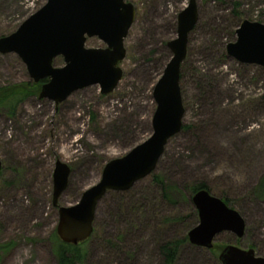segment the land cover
Segmentation results:
<instances>
[{"label": "rangeland", "instance_id": "rangeland-1", "mask_svg": "<svg viewBox=\"0 0 264 264\" xmlns=\"http://www.w3.org/2000/svg\"><path fill=\"white\" fill-rule=\"evenodd\" d=\"M127 1L137 17L125 41L124 76L111 95L91 86L58 106L35 96L19 103L13 116L0 110V244L10 245L0 264H58L52 242L59 221L52 205L57 160L72 169L59 204L72 206L110 160L152 134L153 89L172 58L168 42L177 37V16L189 0ZM233 1L241 3L238 21ZM45 3L0 0V38ZM198 11L181 81L190 129L169 141L154 171L180 192L168 203L153 173L129 191L109 192L97 207L86 264H163L159 247L183 240L199 222L191 188L200 183L229 199L246 222L244 237L224 232L214 245L253 248L264 257V197L252 195L264 176V71L221 57L242 21L264 14V0H198ZM87 46L104 44L93 38ZM29 81L16 54H0V86ZM177 264L217 260L187 241L179 245Z\"/></svg>", "mask_w": 264, "mask_h": 264}, {"label": "water", "instance_id": "water-1", "mask_svg": "<svg viewBox=\"0 0 264 264\" xmlns=\"http://www.w3.org/2000/svg\"><path fill=\"white\" fill-rule=\"evenodd\" d=\"M137 17V8L126 0H46L18 29L0 38V54H16L34 83L44 80L39 100L59 105L73 93L99 86L111 95L124 76L125 41ZM199 21L198 0H189L177 16V37L168 42L172 58L154 86L156 109L152 134L120 158L110 160L97 184L83 192L72 206H60L71 167L57 160L53 171L52 205L58 210L57 235L66 244L79 245L94 230L99 203L109 192L129 191L157 168L169 141L184 125L186 112L181 91V69L188 55L189 36ZM236 39L226 44L228 59L264 69V23L243 20ZM97 38L104 47L87 46ZM62 59L64 64L56 66ZM2 161L0 160V172ZM192 202L199 222L188 233L189 242L210 251L218 235L230 232L237 238L246 233L243 216L210 191H197ZM221 264H264L253 248L227 245L220 252Z\"/></svg>", "mask_w": 264, "mask_h": 264}, {"label": "trees", "instance_id": "trees-1", "mask_svg": "<svg viewBox=\"0 0 264 264\" xmlns=\"http://www.w3.org/2000/svg\"><path fill=\"white\" fill-rule=\"evenodd\" d=\"M215 1L222 2L224 0H215ZM233 5H234L233 12L235 15V19L238 21L241 17V14L237 11V9L241 6V3L233 1ZM257 21L264 23V14L261 15L260 19H258ZM235 31H233L234 35H235ZM188 55H189V50H188ZM188 55H187V58H188ZM221 57L223 60L228 59L225 53V50H222ZM57 60L61 61L60 58ZM185 63L186 62L183 63L182 69H181V81L183 79L182 72H183V69L185 68ZM259 69L264 71L263 68L259 67ZM41 87H42V82L36 84L33 81L0 86V110L9 111L11 116L15 115V111L19 103L26 100L27 98L39 96ZM184 106L186 107L185 103H184ZM93 118H95V115H93ZM187 129H190V126L183 125L182 131L187 130ZM2 174L3 172L0 174V177L2 176ZM152 176H153L155 184L160 186L163 197L167 200L168 203H172L173 202L172 194L176 192H180L178 191L177 186L166 184L165 180L160 175H156L153 173ZM202 189H206L211 192L210 188L208 187L206 183H200V184L194 185L191 188V191L194 195L197 191L202 190ZM252 195H254L257 199H261L264 197V176L261 178L255 190H253ZM220 198L224 200L227 205L230 206L229 199L222 198V197ZM94 232H95V229L93 231V234ZM187 232H189V228ZM91 237L85 242L75 246L72 244H66L62 242L60 238L58 237L57 232L55 231L52 235V242H53V251L57 258L58 264H86V259H87L86 246L89 243V240L91 239ZM187 241H189L188 234L185 236L183 240H180L177 243H165L161 245L159 247V254L163 260V264H177L178 254H179V245L184 244ZM9 246L10 245L0 244V257L2 253L8 250L7 248H9ZM224 247L225 245H214V247L210 250V253H212L213 258L217 260V264H221L220 261L218 260V257H219L220 252L224 249Z\"/></svg>", "mask_w": 264, "mask_h": 264}, {"label": "flooded vegetation", "instance_id": "flooded-vegetation-1", "mask_svg": "<svg viewBox=\"0 0 264 264\" xmlns=\"http://www.w3.org/2000/svg\"><path fill=\"white\" fill-rule=\"evenodd\" d=\"M127 1V0H126ZM89 41V40H88ZM125 61V60H124ZM122 66V65H121ZM46 82H48V80L46 79V80H44V81H42V85L44 84V83H46ZM42 88V87H41ZM39 97V96H38ZM56 106H58V105H56ZM2 172H3V170H1ZM2 172H0V173H2Z\"/></svg>", "mask_w": 264, "mask_h": 264}]
</instances>
